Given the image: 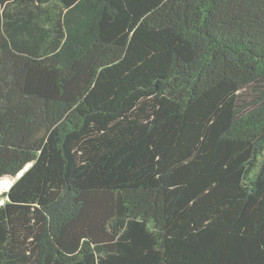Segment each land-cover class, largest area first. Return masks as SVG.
<instances>
[{"label": "trees", "instance_id": "obj_1", "mask_svg": "<svg viewBox=\"0 0 264 264\" xmlns=\"http://www.w3.org/2000/svg\"><path fill=\"white\" fill-rule=\"evenodd\" d=\"M22 172L0 264H264V0H0Z\"/></svg>", "mask_w": 264, "mask_h": 264}, {"label": "rangeland", "instance_id": "obj_2", "mask_svg": "<svg viewBox=\"0 0 264 264\" xmlns=\"http://www.w3.org/2000/svg\"><path fill=\"white\" fill-rule=\"evenodd\" d=\"M24 172L20 173L17 177H4L0 179V204H3L5 202L7 192L9 191L11 186L16 182V180L22 176Z\"/></svg>", "mask_w": 264, "mask_h": 264}]
</instances>
